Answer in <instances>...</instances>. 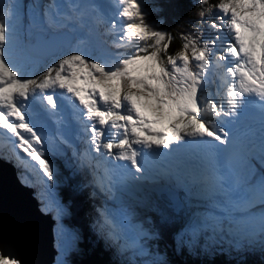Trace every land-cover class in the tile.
<instances>
[{"label": "snow or ice", "instance_id": "obj_1", "mask_svg": "<svg viewBox=\"0 0 264 264\" xmlns=\"http://www.w3.org/2000/svg\"><path fill=\"white\" fill-rule=\"evenodd\" d=\"M115 6L119 23H111V32H118L113 46L130 52L98 58L76 50L38 75L14 62L11 48L6 52L9 29L3 17L12 9H0V141L35 162L30 166L46 183L53 182L54 169L38 147L43 137L29 116L38 105L56 122L70 109L88 146L76 154L80 166L91 170V183L109 197L117 177L141 179L151 158L202 155L199 173L177 171L174 178L197 187L214 211L191 217L180 243L191 246L185 236L194 240L208 231L222 243L226 221V234L233 237L228 243L235 249L255 235L264 247V173L257 175L252 163L257 159L264 168V120L257 140L247 139L250 133L239 126L250 103L264 115V0H219L216 5L198 0L202 23L205 15L216 14L209 24L216 35L202 39L181 33L183 43L174 54L168 53L171 34L148 22L140 0H115ZM100 215L109 239L124 241L121 250L131 247L140 256L150 255L146 243L158 233L134 222V212L105 207ZM168 219L161 210V220ZM0 264L20 261L0 252ZM144 264H159L158 257Z\"/></svg>", "mask_w": 264, "mask_h": 264}, {"label": "trees", "instance_id": "obj_2", "mask_svg": "<svg viewBox=\"0 0 264 264\" xmlns=\"http://www.w3.org/2000/svg\"><path fill=\"white\" fill-rule=\"evenodd\" d=\"M140 3L145 5L144 10L148 12V22L154 27H157L159 30H163L171 34L172 41L168 49L169 54H174L180 50L183 43L180 39L181 33H190L192 36L200 37L202 39H210L216 35L215 29H212L209 26L211 22L217 20L216 14L205 15L203 18L204 22L202 23L201 18L198 15V13L202 10L198 6V0H140ZM218 3L219 0H210V4L212 5H216ZM153 8L158 9V11H154ZM215 11L216 10H214V12ZM220 15H222V13ZM161 20L163 23H156ZM87 23L88 19L85 23H77L74 21L72 23L73 26H75L73 30L74 34L76 38H85L86 45L90 46L96 53H98L99 56L101 55L99 52H105L107 53L105 55L109 56L118 52L131 51L129 48H122V50L118 51V49L121 48L113 46V41L116 39L112 38L108 33L106 26L107 23L105 21H100L95 18L92 32L88 31ZM198 29L202 30V34L201 31H198ZM37 30L42 33L45 32L41 28ZM48 31H50V29ZM34 32L35 30L33 29L32 33ZM40 64L41 65L37 66H41L43 69L38 67L35 73L36 75L44 70L43 65H46L47 63ZM66 152L67 154L61 155L59 158L60 160L57 161V170L60 178H67L70 190L72 194H74L76 190L73 183L70 182L71 174L69 170L72 168L74 175L80 180V187L83 189L84 196L90 206L95 207V205H98V207H100V199L97 197V194L89 181L91 177L89 175L90 169L83 168L80 164H76L73 160H71L72 158L77 157V153L75 154V157H73L70 150ZM0 157L5 161L14 162V159L7 156L6 152H2ZM19 159L21 158L19 157ZM18 166L26 181L31 185V187H33L34 191L38 190L39 186H37L36 182H34L32 177L33 174L26 170L25 166L23 168H21L20 165ZM65 187L66 186L63 185L59 193L62 198H65ZM151 196V199L147 195L136 198V200L142 202L143 208H141V211H144L143 215H138L136 213V222L144 223L145 227L151 226L158 233V239H154L152 242L149 240L146 243V247L148 248L150 254L153 252V248H155L158 252H165L167 258L173 264H264V247L261 246V237L259 235L256 237L245 238L242 241L244 247L239 250L235 249L228 243V241L233 239V237L227 236L226 229V238H224L222 243H216L212 232L208 231L198 235L194 240L190 235L185 236L186 241H192L191 246H189L188 243L181 244L179 234L182 232L186 222L189 220V216L187 215L188 206L187 208L185 207L186 212H181L180 220L177 224L171 222L167 223L161 220V210L164 211L165 214L167 212L165 208L166 205L163 203L164 201L161 202L159 199L154 197V195ZM75 199H78V197ZM74 202L77 204L79 209L81 205L86 207V205H84L80 200H75ZM184 213L185 215H183ZM77 218L79 220L78 225L80 226V220L83 219L81 211H79ZM98 218V216L92 218L96 231L97 228L103 229L105 237L99 239L95 231L88 230V233H86L83 230V234L86 237V245L83 246V249H86L88 252L90 260L88 259L85 262L83 261L82 264H144L146 260L151 259L147 256L142 258L140 257V260H132L128 248H125L121 253L119 250L120 245L118 242L113 243V241H110L106 228L102 227V221ZM146 221H150L151 225L146 223ZM256 238H258V240H256ZM216 239H218V237ZM249 240L252 242L249 243ZM141 243L144 242L141 241ZM223 243H228L229 246L224 247Z\"/></svg>", "mask_w": 264, "mask_h": 264}, {"label": "rangeland", "instance_id": "obj_3", "mask_svg": "<svg viewBox=\"0 0 264 264\" xmlns=\"http://www.w3.org/2000/svg\"><path fill=\"white\" fill-rule=\"evenodd\" d=\"M28 1L29 0H0V9H3L4 7H11L12 9L11 16L3 17L4 22L7 24L9 29V44L5 46V50L7 52V49L11 48L13 61L24 65L25 69L29 73H36L35 71L37 70V68L41 66L34 65V63L32 62L33 59L29 58L25 53L23 49L24 45L20 47V50H18L16 45L19 46L21 42L23 43L26 39H29V37L31 36L30 30L41 28L50 35H61L54 36L56 42L61 43L67 35H74V37L76 38L73 31L75 26H73L72 24L74 21L77 23H85V21L88 19L87 28L88 31L92 32V29L94 27V19L97 18L100 21H105L107 23L106 26L110 36L116 40L118 39V32H111V23L114 20L119 23V18L116 16V12L118 11V9L115 4H112V2H107L108 4L100 5L96 3L95 0ZM47 5H56L57 7L50 8ZM46 12L47 15H45ZM49 29L50 32L48 31ZM76 50L91 53V55L98 58L107 56L105 55L107 54L105 52H99V54H101L99 56L98 53H96L90 46L86 45L85 38H76L67 52H63L61 50L58 56L43 63L41 62L42 64L47 63L46 65H43L44 70L47 66H51L53 62L57 61L58 58H61L62 55L68 54L69 52L71 53ZM120 50H122V48L118 49V51ZM209 89L214 91L215 86L210 84ZM29 119L37 127L38 131L43 137V144L42 146L38 147H42L44 149L45 158L50 161L54 169V181L46 183L47 178L43 177L42 173L38 174L37 171L30 166V164H34L35 162H31L30 158H24L22 155V160L17 158L15 155L16 153H19V150L17 149L15 152H13L11 145H7L3 152L8 153L7 156L14 159V161L17 162L21 166V168L25 166L26 170L33 174V180L36 182V185L39 186V191H34L33 187H31V185L27 181L26 184L30 189L33 190L34 194L36 195V201L39 202L37 203L38 208L43 213L53 216L57 221L54 227V237L58 254L54 264H73V254H78L82 249H78V247L76 246L77 236L75 230H72L63 223V219L67 217L70 211L66 203H64L63 198L59 194L61 191L62 179L60 178L59 172L57 170V161L60 160L59 158L61 155H66V151L68 150L72 152L73 157H75L76 153H84L85 149L88 147L85 143V133L82 126L72 117L71 110L68 108H65V110L61 113L60 119L54 122L52 119L47 118L46 115H44L40 111L39 106L37 105L34 109L33 114L29 116ZM10 146L11 150H9ZM77 159L78 156L76 158H72L71 160H73V162H75L76 164H80V159ZM0 160L4 159L0 157ZM12 163L14 162L12 161ZM256 170L257 175L264 173V168H261L260 165L256 167ZM148 184L151 185L149 182ZM122 192H128L127 188L115 187L113 195L111 197L103 193V197H101L100 200L102 202L101 206L109 204H111L109 206H112L114 204L112 207L113 209L111 208V210L114 212H120L121 210H125V208H127L126 210H131L138 215H143L144 211H141L140 209L143 208V204L136 200L137 196L126 195V193ZM118 193H122V195ZM118 196H121V198H123L122 203L114 202L115 199L118 200ZM121 204L124 205L121 206ZM137 204L141 205V207H138ZM100 209L101 208H98V205H95L93 211L95 216H98V219L102 221ZM207 212H210L208 208L205 209V213ZM256 236L258 235L250 237ZM256 240H258V238H256ZM110 241L112 242L111 239ZM150 241L152 242V240ZM118 244H124L123 240L119 241ZM223 244L224 247L229 246L228 243ZM119 250L122 253L123 250H121L120 248ZM128 251L131 255L132 260H140V257H145L138 255L135 248L129 247ZM149 257L151 259H155L158 257L159 264H173L169 261L165 252H158L155 248H153V252L149 255ZM40 262V260H37L36 263L39 264ZM42 262L44 263V260Z\"/></svg>", "mask_w": 264, "mask_h": 264}, {"label": "water", "instance_id": "obj_4", "mask_svg": "<svg viewBox=\"0 0 264 264\" xmlns=\"http://www.w3.org/2000/svg\"><path fill=\"white\" fill-rule=\"evenodd\" d=\"M54 36L61 35L45 36L38 32L32 34L30 40L25 43L26 53L32 59L47 61L56 57L61 50L68 51L74 42V37L70 35L65 36L61 43L56 42ZM70 174V182L73 183L76 191L72 194L69 181L66 177L62 178L61 189L63 185L66 186L63 200L70 211L63 219V223L75 230L76 246L82 249L78 254H73L72 263L82 264L89 259L88 252L83 249L86 245L83 230L86 233L88 230L95 231L99 239L104 238L105 233L101 228H97L96 231L92 220L95 217L93 208L84 196L78 177L71 170ZM77 197L78 199H75ZM36 198L16 163L0 160V252L18 259L20 264H37V260L41 261L39 264H54L58 254L54 237L57 221L38 208ZM75 200H80L86 207L81 205L79 209ZM177 205L179 204L175 201L167 202L165 206L166 215L169 217L167 223L177 224L181 212H186L185 207L180 205L177 207ZM188 209L189 219L197 214L191 205H188ZM79 211L82 212L83 217L80 226L77 218Z\"/></svg>", "mask_w": 264, "mask_h": 264}, {"label": "bare ground", "instance_id": "obj_5", "mask_svg": "<svg viewBox=\"0 0 264 264\" xmlns=\"http://www.w3.org/2000/svg\"><path fill=\"white\" fill-rule=\"evenodd\" d=\"M7 145H9V144H6L4 141H0V154L4 151V149L6 148ZM15 163L17 166L19 165L17 162H15ZM192 168H193L192 166L184 165V167L180 170V172L181 173H189V172L195 173V171H193ZM163 172L164 173L162 174L161 172H152L151 173L149 170L147 171V177H148L149 183L152 185L153 189L156 192L159 191L160 193L173 194L172 196L174 198L185 199L186 194L178 191V189H179L178 185H181L183 183L178 182L174 177H172V176H175V173L177 171H172L169 169L168 171H163ZM90 175H91V173H90ZM89 181L90 182L92 181V175H91ZM117 186L126 188V185L122 184V182H120V181H118V183L115 185V187H117ZM92 187L94 188L95 193L97 194V197H99V199H101V197H103V193L98 188L94 187L93 184H92ZM187 195H190V193H188ZM198 197L199 196L196 195V197L194 199L199 200Z\"/></svg>", "mask_w": 264, "mask_h": 264}]
</instances>
